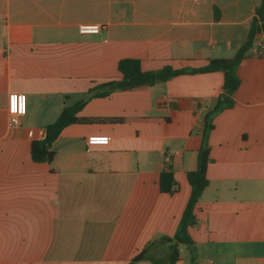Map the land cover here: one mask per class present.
I'll return each instance as SVG.
<instances>
[{
  "label": "crops",
  "instance_id": "obj_1",
  "mask_svg": "<svg viewBox=\"0 0 264 264\" xmlns=\"http://www.w3.org/2000/svg\"><path fill=\"white\" fill-rule=\"evenodd\" d=\"M258 1L0 0V264H126L149 244L151 256L165 254V244L152 243L171 236L182 215L186 172L196 167L202 116L222 92V71L181 73L142 90L108 84L77 114L124 120L66 125L51 162L33 161L30 143L63 106L119 80L120 58L152 70L233 56ZM80 24L100 30L80 32ZM257 42L264 33L237 66L233 105L213 117L208 184L188 227L193 243H178L174 264H264V47ZM13 91L25 94L26 111L10 124ZM98 135L108 141H89ZM167 163L178 182L172 194L158 185Z\"/></svg>",
  "mask_w": 264,
  "mask_h": 264
},
{
  "label": "trees",
  "instance_id": "obj_2",
  "mask_svg": "<svg viewBox=\"0 0 264 264\" xmlns=\"http://www.w3.org/2000/svg\"><path fill=\"white\" fill-rule=\"evenodd\" d=\"M257 33H264V0H259L255 5L254 14L250 20L249 33L247 38L239 45L236 52L231 57L210 58L208 62L198 68H173L170 65H164L157 69L143 70L140 60L134 57H123L117 62V69L121 73L119 80L115 81L116 87L121 90H142L147 87L166 81L167 79L186 72H204L220 70L223 72L222 92L220 93L215 105L203 113L200 136L201 143L197 149V164L192 170L186 172V179L189 183V195L183 209L182 215L178 221L176 229L171 236H159L152 244H165L167 251L161 257H153L149 254L150 244L138 251L126 264H134L140 260H150L155 264H174L179 259L178 243L192 244L193 240L188 232V227L195 222L194 209L201 195L202 190L208 184L206 177L207 164L212 161L209 155V145L207 137L213 127L214 115L233 105V94L237 89L240 79L237 75V66L240 61L250 55L251 48L254 46V40ZM110 83H103L91 87L85 93V96L69 105L63 106L59 115L45 125V135L42 139L32 140L30 143V155L36 162H51L55 151L52 143L59 135L63 127L75 122H93L101 120H124L122 117H81L77 113L92 97L106 95L110 90L106 86ZM141 119V118H140ZM146 119V118H142ZM162 120V118H149ZM147 120V119H146ZM178 182L174 178L172 166L167 163L160 171L158 176L159 189L169 194L177 190Z\"/></svg>",
  "mask_w": 264,
  "mask_h": 264
},
{
  "label": "built area",
  "instance_id": "obj_3",
  "mask_svg": "<svg viewBox=\"0 0 264 264\" xmlns=\"http://www.w3.org/2000/svg\"><path fill=\"white\" fill-rule=\"evenodd\" d=\"M80 32H98L100 26L98 24H80L78 26ZM257 50L261 51L264 47V44L257 42ZM26 111V96L23 92H9L7 96V112L8 120L10 124H14L19 121V118ZM90 142L94 143H106L108 138L106 136H90Z\"/></svg>",
  "mask_w": 264,
  "mask_h": 264
},
{
  "label": "water",
  "instance_id": "obj_4",
  "mask_svg": "<svg viewBox=\"0 0 264 264\" xmlns=\"http://www.w3.org/2000/svg\"><path fill=\"white\" fill-rule=\"evenodd\" d=\"M116 87V84L115 83H110L109 85H108V88H110V89H113V88H115Z\"/></svg>",
  "mask_w": 264,
  "mask_h": 264
}]
</instances>
